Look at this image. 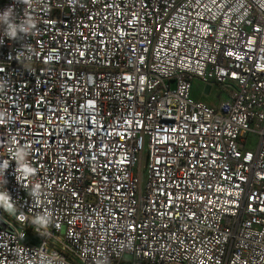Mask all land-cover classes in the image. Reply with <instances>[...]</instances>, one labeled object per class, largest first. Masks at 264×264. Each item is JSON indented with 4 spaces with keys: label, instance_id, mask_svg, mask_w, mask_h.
Segmentation results:
<instances>
[{
    "label": "built area",
    "instance_id": "1",
    "mask_svg": "<svg viewBox=\"0 0 264 264\" xmlns=\"http://www.w3.org/2000/svg\"><path fill=\"white\" fill-rule=\"evenodd\" d=\"M0 264H264V0H0Z\"/></svg>",
    "mask_w": 264,
    "mask_h": 264
},
{
    "label": "rangeland",
    "instance_id": "2",
    "mask_svg": "<svg viewBox=\"0 0 264 264\" xmlns=\"http://www.w3.org/2000/svg\"><path fill=\"white\" fill-rule=\"evenodd\" d=\"M197 84L195 85V92L194 95L196 97L201 96L202 92L204 91V86L200 82H196ZM223 97V92L222 90H218L216 88H213V95H212V100L215 101H220Z\"/></svg>",
    "mask_w": 264,
    "mask_h": 264
},
{
    "label": "crops",
    "instance_id": "3",
    "mask_svg": "<svg viewBox=\"0 0 264 264\" xmlns=\"http://www.w3.org/2000/svg\"><path fill=\"white\" fill-rule=\"evenodd\" d=\"M201 96L197 97V98H200ZM208 102H210L211 104L213 105H216L218 103V101H215V100H208Z\"/></svg>",
    "mask_w": 264,
    "mask_h": 264
}]
</instances>
